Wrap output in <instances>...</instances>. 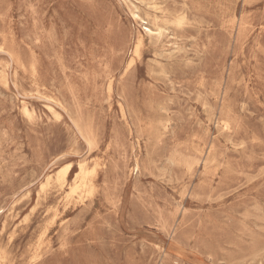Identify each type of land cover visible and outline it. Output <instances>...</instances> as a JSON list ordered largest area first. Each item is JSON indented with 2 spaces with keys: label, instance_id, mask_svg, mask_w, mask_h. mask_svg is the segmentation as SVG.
<instances>
[{
  "label": "rangeland",
  "instance_id": "rangeland-1",
  "mask_svg": "<svg viewBox=\"0 0 264 264\" xmlns=\"http://www.w3.org/2000/svg\"><path fill=\"white\" fill-rule=\"evenodd\" d=\"M139 1L0 0V264H264V0Z\"/></svg>",
  "mask_w": 264,
  "mask_h": 264
},
{
  "label": "bare ground",
  "instance_id": "bare-ground-1",
  "mask_svg": "<svg viewBox=\"0 0 264 264\" xmlns=\"http://www.w3.org/2000/svg\"><path fill=\"white\" fill-rule=\"evenodd\" d=\"M117 1V0H116ZM135 1V0H134ZM141 1V0H140ZM139 1V2H140ZM142 1H144V0H142ZM138 3V2H137ZM142 3H144V2H142ZM148 3V2H147ZM150 3V2H149ZM140 4V3H139ZM144 4H146V3H144ZM143 4V5H144ZM121 5V4H120ZM146 6H147V4H146ZM149 7V6H148ZM160 7V6H159ZM147 8V7H146ZM156 9L158 8V7H155ZM154 8V9H155ZM149 9V8H148ZM151 9H153V7L151 8ZM153 9V10H154ZM151 11V10H150ZM136 12V11H135ZM155 12H157V11H155ZM138 13V12H137ZM182 17H183V15H182ZM135 18H138L137 16H135ZM134 20V19H133ZM148 20V19H147ZM185 21V20H184ZM184 21H182L183 23H184ZM188 23V22H187ZM186 23V24H187ZM168 28V27H167ZM169 28H170V26H169ZM148 31V33L150 34V35H154L153 33H156V36H162V34H161V31L160 30H155V31H152V30H147ZM169 31V30H168ZM170 32V31H169ZM164 33H166L165 31H164ZM174 39V38H173ZM141 40L139 39V42H140ZM184 50V49H183ZM174 52V51H173ZM135 56H137L138 55V48H136L135 50H134V53H133ZM171 54V53H170ZM169 55V54H168ZM162 56H164V55H162ZM139 57V56H138ZM156 59H158V58H156ZM132 60L133 59H131L130 60V63H132ZM151 61V60H150ZM100 62V61H99ZM153 62V61H152ZM151 62V63H152ZM157 64V63H156ZM153 74V73H152ZM153 75H155V74H153ZM157 75V74H156ZM159 75V74H158ZM110 83V82H109ZM111 84V83H110ZM110 88H111V85L109 86ZM108 91V90H107ZM109 93V92H108ZM32 99V98H31ZM107 103H109V102H107ZM54 105H55V103L53 102V101H47V104L45 105V109H46V111L48 112V113H50L52 116H57L58 115V113H57V111H56V109H55V107H54ZM120 108V107H119ZM24 111L26 112V113H29V111L27 110V108L26 107H24ZM218 123V122H217ZM167 125H168V123H167ZM217 128V127H216ZM85 130V129H84ZM175 144V143H174ZM88 147H90V146H88ZM93 148H95V147H93ZM172 165V164H171ZM78 170H79V172H78V174H77V178L78 179H80L81 180V185H86V183H85V180H86V170H87V168H88V163H87V161L86 160H82V161H80L79 163H78ZM136 167V166H135ZM135 170V169H134ZM202 170V169H201ZM70 171H71V165L69 164V165H66V166H64L61 170H59L58 172H57V174H56V177H55V180H56V182H58V183H61V184H63V183H65L66 181H67V178H68V175H69V173H70ZM90 173V172H89ZM49 180V178H47V181ZM76 189H78V187H74V188H72V190H71V193H75V191H76ZM84 190V189H83ZM82 190V191H83ZM77 192V191H76ZM83 195V194H82ZM87 195V194H86ZM85 195V196H86ZM91 195V194H90ZM37 196V195H36ZM73 197V196H72ZM80 200V199H79ZM76 202V201H75ZM80 202H81V200H80ZM78 204V203H77ZM185 207V206H184ZM158 231V230H157ZM179 247V246H178ZM183 249V248H182ZM179 252H181V251H179ZM208 258V257H207ZM1 263H2V261H1Z\"/></svg>",
  "mask_w": 264,
  "mask_h": 264
}]
</instances>
